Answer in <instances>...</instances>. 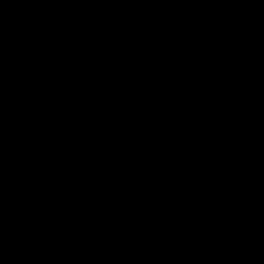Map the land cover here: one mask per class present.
<instances>
[{
    "label": "trees",
    "instance_id": "trees-1",
    "mask_svg": "<svg viewBox=\"0 0 264 264\" xmlns=\"http://www.w3.org/2000/svg\"><path fill=\"white\" fill-rule=\"evenodd\" d=\"M236 1L0 0V64L72 60ZM256 25H264V12L87 74L89 103L67 117L55 110L0 116V264H264V86L248 93L254 73L264 72V38L245 43L236 34ZM155 63L165 68L121 80ZM20 89L0 87V97L21 98ZM113 125L102 139L101 128ZM205 132L208 150L219 153L213 169L145 176L116 205L132 180H122L120 165L109 172L114 159ZM217 205L245 208L249 221L229 236L167 222L174 211Z\"/></svg>",
    "mask_w": 264,
    "mask_h": 264
},
{
    "label": "water",
    "instance_id": "water-1",
    "mask_svg": "<svg viewBox=\"0 0 264 264\" xmlns=\"http://www.w3.org/2000/svg\"><path fill=\"white\" fill-rule=\"evenodd\" d=\"M264 0L250 3L239 0L232 4L212 7L205 12L184 18L158 28H141L137 38L105 48L98 52L76 56L72 60L43 62L35 59L5 61L0 65V87L28 88L24 98L0 99V116H20L29 111L55 110L67 117L78 106H86L90 94L83 88L84 76L125 62H136L160 50L182 47L197 33H211L217 23L228 18L263 13ZM224 45L221 44V48ZM60 80L66 81V89L58 88ZM121 164V159L112 161L109 172ZM245 208L230 206H207L199 209L184 208L167 217L169 225H183L191 233L200 230H219L229 236L232 230L242 229L248 220Z\"/></svg>",
    "mask_w": 264,
    "mask_h": 264
},
{
    "label": "rangeland",
    "instance_id": "rangeland-1",
    "mask_svg": "<svg viewBox=\"0 0 264 264\" xmlns=\"http://www.w3.org/2000/svg\"><path fill=\"white\" fill-rule=\"evenodd\" d=\"M247 22L246 19L241 21V25ZM237 36L241 37L245 43H255L261 41L264 38V25H256L252 30L240 29L236 32ZM138 35L131 34L130 36L121 37L118 40L119 44L131 41L137 38ZM1 65V64H0ZM161 63L155 64H141L140 67L134 69V71H129L128 74L123 75L121 80H133L139 77H144L151 75L158 70L164 69ZM253 83L251 84L248 93L252 96L257 90L264 86V72H255L253 75ZM61 81V80H60ZM21 88L20 91L23 93L20 97L24 98L27 96L28 88ZM60 90L63 88L58 86ZM16 89V88H15ZM0 99H6L0 97ZM250 101V98L247 99ZM248 104L243 105V109H248ZM75 111H73L74 113ZM79 112V110H77ZM71 113V114H73ZM229 113H225V116ZM115 131V125L111 126L110 130L101 128V138L104 135L110 134ZM209 132H205L199 135L195 142H165L162 145H148L141 144V147L137 151H130L127 157H124L120 164L122 180L126 178V181L132 180L131 183H124V188L128 190H121L120 196L116 197L119 199L116 205L123 207L133 196V190L129 188L130 184H134L139 181V179L145 176L149 178L167 177V176H177L182 172H194L199 170H210L213 169L212 159L218 158L219 153L217 150L211 152L208 150L206 144L203 142L204 139L208 138ZM16 190L24 192L26 195H30L31 191L24 186H17ZM178 211H174L176 213ZM215 235H213L214 237ZM243 247L239 244L238 246ZM76 264V263H72Z\"/></svg>",
    "mask_w": 264,
    "mask_h": 264
},
{
    "label": "flooded vegetation",
    "instance_id": "flooded-vegetation-1",
    "mask_svg": "<svg viewBox=\"0 0 264 264\" xmlns=\"http://www.w3.org/2000/svg\"><path fill=\"white\" fill-rule=\"evenodd\" d=\"M179 64V63H178ZM190 65V64H189ZM178 67H180V64L178 65ZM185 67H187V65H185ZM121 78V77H120ZM65 81V80H63ZM59 83V82H58ZM65 84H66V81H65ZM67 85L61 90V91H64L66 89ZM7 89V88H6ZM10 90V89H9ZM13 90V89H12ZM25 97V96H24ZM249 221V217H248V220L246 221V223Z\"/></svg>",
    "mask_w": 264,
    "mask_h": 264
}]
</instances>
